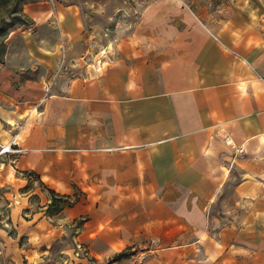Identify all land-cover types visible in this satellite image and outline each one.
Wrapping results in <instances>:
<instances>
[{
	"label": "crops",
	"instance_id": "1",
	"mask_svg": "<svg viewBox=\"0 0 264 264\" xmlns=\"http://www.w3.org/2000/svg\"><path fill=\"white\" fill-rule=\"evenodd\" d=\"M26 5L55 45L82 35L76 4ZM124 9L136 16L105 63L21 81L0 60V142L23 149L3 179L45 188L11 206L22 250L37 264L67 239L54 264H264V0ZM38 37L24 48L49 60ZM48 190L68 203L46 211Z\"/></svg>",
	"mask_w": 264,
	"mask_h": 264
},
{
	"label": "rangeland",
	"instance_id": "2",
	"mask_svg": "<svg viewBox=\"0 0 264 264\" xmlns=\"http://www.w3.org/2000/svg\"><path fill=\"white\" fill-rule=\"evenodd\" d=\"M14 0H9L5 5H0V13L5 12L13 4ZM44 1L33 0L32 2ZM50 4H76L83 21V30L81 36L74 42L66 43L65 38L59 36V41L55 45L53 37L51 38L50 26H35L33 14L29 11V6L26 5V13L29 24H21L15 26L14 29L7 31L0 30V41L4 46L0 45V58L2 61H7L12 64L19 72L20 80L25 79H45L49 80L51 76L59 73L70 72L73 69L87 65V63L95 64L105 63L108 58H111L115 53L116 41L119 35L124 36L129 31V23L132 22L136 15L125 10V6H139L140 0H48ZM182 2V0H180ZM223 0H188L191 6H196L201 2H206L208 5L215 7ZM27 4V3H26ZM56 21V19H55ZM39 34L51 38L45 50V46L41 48V52L51 56L50 59L43 58L39 60L35 53L25 50V40L38 41ZM3 37V39H2ZM53 53H52V52ZM41 58V57H40ZM70 58L76 60L70 61ZM75 63V64H74ZM74 65V66H72ZM88 66V65H87ZM90 66V65H89ZM9 142H0V264H34L30 256L25 255L22 249L26 246V239L23 236H18L14 223L10 219L11 206L15 200L19 198L24 191H29L36 186L41 190L45 189L35 176L25 174L27 182L15 188V184L11 181L3 179L2 171L5 164L8 165L9 151H3L2 148ZM5 163V164H4ZM36 196H32L35 199ZM67 241L60 240L54 242L50 247V253L46 255L43 261L37 264H54L59 260L57 250L62 244ZM76 242L74 243L75 248ZM81 247L87 252L85 245L81 243ZM129 251H126V254ZM87 257V254L81 252V255ZM91 264H94V259ZM92 260L94 262H92Z\"/></svg>",
	"mask_w": 264,
	"mask_h": 264
},
{
	"label": "trees",
	"instance_id": "3",
	"mask_svg": "<svg viewBox=\"0 0 264 264\" xmlns=\"http://www.w3.org/2000/svg\"><path fill=\"white\" fill-rule=\"evenodd\" d=\"M9 0H0V5H5ZM33 0H14L13 4L5 9V12L2 11L0 13V30L4 29L10 31L15 28V26L21 24H29L28 17L26 13L23 12V5ZM3 39V37H2ZM0 45L4 46V43L0 41ZM1 60V58H0ZM28 174H32L37 178V176L32 173L28 172ZM50 194V202L46 206V211L54 213L61 210L67 203L68 197L67 195H57L54 191L48 190ZM126 255V252L121 251L115 254L112 257V260H116Z\"/></svg>",
	"mask_w": 264,
	"mask_h": 264
},
{
	"label": "built area",
	"instance_id": "4",
	"mask_svg": "<svg viewBox=\"0 0 264 264\" xmlns=\"http://www.w3.org/2000/svg\"><path fill=\"white\" fill-rule=\"evenodd\" d=\"M225 141L226 143H229L231 144V139L229 138H225ZM23 149L17 145L16 143V140H15V137L13 136V138L11 139V141L2 148V152L4 151H9V152H12V153H18V152H21ZM83 250V253H85L86 255V251H84V249L81 247V243L80 242H77L76 245H75V248H74V255L76 256H79L81 255V252Z\"/></svg>",
	"mask_w": 264,
	"mask_h": 264
}]
</instances>
